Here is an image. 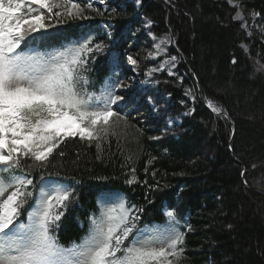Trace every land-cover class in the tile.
Masks as SVG:
<instances>
[{
  "label": "trees",
  "instance_id": "1",
  "mask_svg": "<svg viewBox=\"0 0 264 264\" xmlns=\"http://www.w3.org/2000/svg\"><path fill=\"white\" fill-rule=\"evenodd\" d=\"M139 1L137 8L134 0H73L88 19L53 18L52 27L29 36L26 52L62 51L87 36L104 46L83 54L82 93L99 96L117 81L127 88L122 64L129 56L140 74L128 77L147 86L137 94L142 110L131 101L113 106L126 117L116 135L99 142L66 139L45 167L28 170L33 195L18 221L28 222L42 189L67 188L71 198L53 208L63 215L52 231L65 248L89 235L93 218L124 202L139 210L138 229L169 223L164 213L175 210V230L184 234L178 264H264V0H236L247 16L257 17L252 38L226 0ZM146 22L154 39L170 38L165 57L176 58L175 76L146 79L155 64L141 40L145 34L151 42ZM154 84L160 93L148 90ZM126 88L117 94L130 96Z\"/></svg>",
  "mask_w": 264,
  "mask_h": 264
},
{
  "label": "snow or ice",
  "instance_id": "2",
  "mask_svg": "<svg viewBox=\"0 0 264 264\" xmlns=\"http://www.w3.org/2000/svg\"><path fill=\"white\" fill-rule=\"evenodd\" d=\"M84 12L73 0H0V264H178L184 234L175 230L172 209L164 213L169 223L138 229L139 210L121 202L93 218L89 235L70 248L52 234L63 215L53 208L66 207L67 188L42 189L28 222L18 221L33 195L28 170L45 167L66 139L99 142L126 120L113 107L125 100L116 91L126 88L123 81L106 85L99 96L78 89L79 80L87 83L78 72L83 54L104 47L93 45V37L53 53L24 50L32 33L52 27L49 20L88 19Z\"/></svg>",
  "mask_w": 264,
  "mask_h": 264
},
{
  "label": "rangeland",
  "instance_id": "3",
  "mask_svg": "<svg viewBox=\"0 0 264 264\" xmlns=\"http://www.w3.org/2000/svg\"><path fill=\"white\" fill-rule=\"evenodd\" d=\"M229 3V0H226ZM134 3L136 5L137 8L140 7V1L139 0H134ZM232 7H235L237 9L236 15H235V19L237 21H239L242 24V28L243 30L247 33V35L249 37L252 38L253 34L257 31H259V27L256 23L257 17L256 16H247L242 7L240 6V4L236 1L233 0L232 3H229ZM237 13H239L240 15L238 16ZM151 28V25L146 22V34L147 36L150 38L151 42H147L145 41V34L143 35L144 37H141V40H143L145 42V44L148 47V59L153 61L155 64L151 67V69L148 71L147 73V80H150L152 75H157V74H161L162 72H166L167 74H169L170 76H175L176 75V67H177V60H173L171 57H165L168 48L170 47V38L165 36L161 39H154L152 35H150L149 30ZM159 46V47H157ZM243 48L248 51V48L246 45H243ZM160 57H163L164 59L159 61L158 59ZM261 66V64H259ZM123 70L124 73L127 76L126 82H127V88L128 91H132L131 95L135 94V98L136 99H125L126 101H131L133 108L138 109V110H142L141 106L138 105L137 103V99L139 98V96H137L139 91H142L144 88V86H147V84H145L144 86L141 84H138V82L134 79V77H128L131 76V74H133L134 76H137L140 74V68L138 66V64H132L129 59L123 64ZM157 89V91H156ZM149 91H155L156 94L160 93L157 85H150V87H148ZM145 92V90H144ZM146 93V92H145ZM142 96L144 95L141 94ZM186 97L188 98L187 100L191 101L193 100V97L190 93H187ZM147 105L153 109H156V105L151 101L150 98L147 99ZM190 113L187 112L186 114H184V116H187ZM176 123L180 124V120H176ZM174 122H172L170 124L171 127H173Z\"/></svg>",
  "mask_w": 264,
  "mask_h": 264
},
{
  "label": "water",
  "instance_id": "4",
  "mask_svg": "<svg viewBox=\"0 0 264 264\" xmlns=\"http://www.w3.org/2000/svg\"><path fill=\"white\" fill-rule=\"evenodd\" d=\"M204 104H205V102L204 101H202Z\"/></svg>",
  "mask_w": 264,
  "mask_h": 264
}]
</instances>
